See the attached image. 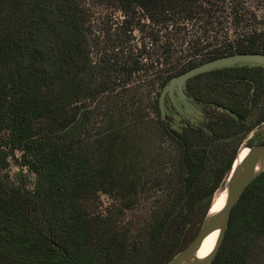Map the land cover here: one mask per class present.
Wrapping results in <instances>:
<instances>
[{"label":"trees","instance_id":"16d2710c","mask_svg":"<svg viewBox=\"0 0 264 264\" xmlns=\"http://www.w3.org/2000/svg\"><path fill=\"white\" fill-rule=\"evenodd\" d=\"M85 1L0 0V264H166L197 235L234 160L249 151L239 154L243 141L264 123V67L214 69L184 84L201 105L195 121L177 120L168 97L162 117L155 99L148 130L161 141L150 150L144 126L114 125L119 104L141 88L134 74L139 83L155 70L147 82L162 89L198 64L175 59L173 29L196 25L200 34L181 42L208 48L203 18L214 0H98L126 19L103 34L96 61ZM136 29L145 35L133 46ZM223 43L200 62L264 53V30ZM108 99L114 110L103 111ZM140 200L142 215L124 219ZM211 264H264V171L232 208Z\"/></svg>","mask_w":264,"mask_h":264},{"label":"rangeland","instance_id":"374dc122","mask_svg":"<svg viewBox=\"0 0 264 264\" xmlns=\"http://www.w3.org/2000/svg\"><path fill=\"white\" fill-rule=\"evenodd\" d=\"M85 7L88 13L87 23L89 26V30L87 36L90 42L89 57L96 61L98 57V48L102 47L104 44L102 43L104 39L103 34L106 35L108 29L111 28L118 30L121 22L125 20L126 17H124V14L117 10L115 6H109L107 4L99 2L98 0L85 1ZM207 9L210 10L211 15L204 16L203 19H205L209 23L211 21V25H207L209 28V32L206 36H208V38L205 42H203V45H207L208 48L198 52H194V49L196 47H192L191 44L189 42V44L186 43L185 40L181 42V38L183 39V37L187 36V34L188 37H192V34H195V36L200 34L197 27H195L196 25L191 24L192 26H190L188 24L186 29L181 28V33H175V30L173 29V54L175 59L179 57L180 63H184L189 59L195 60L197 63H199L201 57L206 52H208V50L215 48L222 49V45L224 44L223 41L225 39H233L234 37H237L238 35L248 31L264 30V0H214L212 6L210 5ZM236 17L241 19L238 24H235L233 22V19ZM143 22H145V20H142L141 23ZM201 23H203V20L201 21ZM180 25L181 24L178 22L175 27H182ZM144 35L145 33H142L141 31L136 29L132 33V45H140L142 39L144 38ZM175 38L177 41H175ZM148 46H150V44H148ZM157 67L159 69L161 68L160 65H158ZM154 71L144 74L143 77L139 79V83L137 82V74L133 75L132 87L140 85L141 91L140 89H133L129 91L128 96H125L122 103L119 104V109L123 110L120 118L114 119L116 120L114 121V125L116 126L130 125V129H132L137 124H139L140 126L142 125V127L144 126V128L147 129L145 134V140L147 143L146 145L150 150L152 147L155 150L161 141V138L158 135L156 136L154 133L148 130L153 127V124H155L154 122L156 121V112L154 110V102L155 99L159 97L158 93H160V91L162 90L156 82H154V84L147 82V80L153 77ZM110 102V99H108L106 104L104 105L103 111L114 110V108H111L112 103ZM130 103H133V105H131ZM180 105L188 114L186 113L185 115H182L177 111L178 114L174 113V116L177 120L183 121L185 119H188L190 121H195L200 116L201 109H193V112L190 113L189 110L181 102ZM189 106L190 108H192L191 103H189ZM114 115L116 116L117 112ZM140 116L144 119L143 123H138V119ZM91 122V134L93 135L96 134V132L102 127V119L98 116L97 118H94L93 121L91 119ZM130 132L133 133L134 130H129V132L127 133L125 132V130L123 131L124 134H128L129 138L131 136ZM131 140L132 139H126L124 143L128 144L129 142H131ZM263 140L264 123L254 128L247 135L241 145L242 147L239 151V154L242 155L244 153L246 149L245 146H247L249 142H252V144H256ZM163 146H166V144L164 143ZM153 154L154 153L151 154L150 151H148L147 156H151ZM141 155L142 154H138V157H140ZM8 171L10 174H13L16 171V166L14 164H11V166L8 168ZM101 199L103 202V206L111 202V200L106 195H101ZM145 205L146 204L144 203V201L140 200V202L134 206L133 211L126 212L123 218L138 219L142 215V209Z\"/></svg>","mask_w":264,"mask_h":264},{"label":"water","instance_id":"95a60500","mask_svg":"<svg viewBox=\"0 0 264 264\" xmlns=\"http://www.w3.org/2000/svg\"><path fill=\"white\" fill-rule=\"evenodd\" d=\"M244 64L260 65L264 67V53H233L219 56L202 61L180 74L171 77L164 84L159 93L158 105L161 111V116H165V99L167 97L180 114L185 115L187 113L178 103L176 94L178 95L180 102L190 113L193 112V109H200L201 105L195 100H191L184 91V84L191 77L214 69ZM189 103H191L192 108H190ZM239 120H241V118H239ZM246 148L249 149L247 155L237 164H235L234 160L225 182L224 189L226 191V199L223 206L215 213H207L197 235L166 264L212 263V260L222 244L232 208L237 203L246 187L264 171V143L247 145ZM216 230L218 231V235L213 249L205 258L199 259L196 256V252L202 240Z\"/></svg>","mask_w":264,"mask_h":264},{"label":"bare ground","instance_id":"6f19581e","mask_svg":"<svg viewBox=\"0 0 264 264\" xmlns=\"http://www.w3.org/2000/svg\"><path fill=\"white\" fill-rule=\"evenodd\" d=\"M246 155H247V153L242 155V156H240L236 160L235 164L239 163ZM225 199H226V191H225V189H223L222 191H218L214 195V198H213V201H212V205H211V207L209 209V212L210 213L217 212L223 206V204L225 202ZM217 235H218V231L216 230V231L210 233L209 235H207L202 240V242H201V244H200V246H199V248H198V250L196 252V256L199 259L205 258L211 252V250L214 247Z\"/></svg>","mask_w":264,"mask_h":264},{"label":"flooded vegetation","instance_id":"af4514ba","mask_svg":"<svg viewBox=\"0 0 264 264\" xmlns=\"http://www.w3.org/2000/svg\"><path fill=\"white\" fill-rule=\"evenodd\" d=\"M190 98V97H189ZM191 99V98H190ZM192 100V99H191ZM180 101V100H179ZM179 104H180V102H179ZM177 111V110H176Z\"/></svg>","mask_w":264,"mask_h":264}]
</instances>
